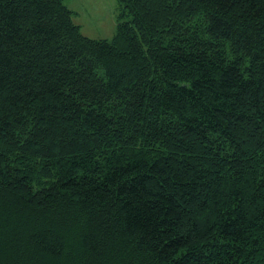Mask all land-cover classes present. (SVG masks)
<instances>
[{
	"label": "trees",
	"instance_id": "1",
	"mask_svg": "<svg viewBox=\"0 0 264 264\" xmlns=\"http://www.w3.org/2000/svg\"><path fill=\"white\" fill-rule=\"evenodd\" d=\"M0 0V264H264V0Z\"/></svg>",
	"mask_w": 264,
	"mask_h": 264
},
{
	"label": "rangeland",
	"instance_id": "2",
	"mask_svg": "<svg viewBox=\"0 0 264 264\" xmlns=\"http://www.w3.org/2000/svg\"><path fill=\"white\" fill-rule=\"evenodd\" d=\"M73 22L82 35L92 39H111L116 31L117 0H65Z\"/></svg>",
	"mask_w": 264,
	"mask_h": 264
}]
</instances>
